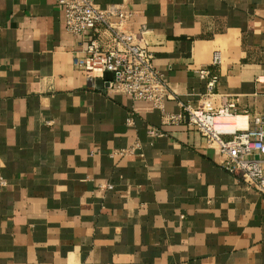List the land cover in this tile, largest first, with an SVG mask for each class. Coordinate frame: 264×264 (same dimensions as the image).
<instances>
[{
    "label": "crops",
    "instance_id": "crops-1",
    "mask_svg": "<svg viewBox=\"0 0 264 264\" xmlns=\"http://www.w3.org/2000/svg\"><path fill=\"white\" fill-rule=\"evenodd\" d=\"M96 3L135 12L124 30L155 53L166 113L264 116V0ZM74 46L56 0H0V264H264V194L186 124L77 71Z\"/></svg>",
    "mask_w": 264,
    "mask_h": 264
},
{
    "label": "built area",
    "instance_id": "built-area-1",
    "mask_svg": "<svg viewBox=\"0 0 264 264\" xmlns=\"http://www.w3.org/2000/svg\"><path fill=\"white\" fill-rule=\"evenodd\" d=\"M66 15V30L75 39L74 66L89 79L109 78L108 91L148 102L162 110L166 124H186L198 132L207 144L216 146L221 165L231 174L241 177L248 187L264 194V116H255L249 128L234 126L237 102L231 101L209 111L180 102L179 114H168L165 103L175 98L164 73L155 64V53L136 42L124 30L135 17L125 4L105 7L96 0H56ZM221 56L216 53L210 66L199 70L205 83V96H213L219 83L217 67ZM134 123V117L129 119ZM151 137H160L159 129L148 130ZM3 184H5L3 182ZM111 190L112 185L104 186Z\"/></svg>",
    "mask_w": 264,
    "mask_h": 264
},
{
    "label": "bare ground",
    "instance_id": "bare-ground-1",
    "mask_svg": "<svg viewBox=\"0 0 264 264\" xmlns=\"http://www.w3.org/2000/svg\"><path fill=\"white\" fill-rule=\"evenodd\" d=\"M235 121H238L239 125L237 123H234V126L235 127H238V128H245L246 125H247V118L245 117H236L234 118Z\"/></svg>",
    "mask_w": 264,
    "mask_h": 264
},
{
    "label": "rangeland",
    "instance_id": "rangeland-1",
    "mask_svg": "<svg viewBox=\"0 0 264 264\" xmlns=\"http://www.w3.org/2000/svg\"><path fill=\"white\" fill-rule=\"evenodd\" d=\"M234 123H237V124L239 125L238 121H235V120H234ZM209 147H211V146H209ZM213 149H214V151H217V150H216V146H213Z\"/></svg>",
    "mask_w": 264,
    "mask_h": 264
}]
</instances>
